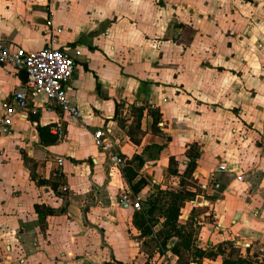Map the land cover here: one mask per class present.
<instances>
[{"label": "crops", "instance_id": "0c3cea01", "mask_svg": "<svg viewBox=\"0 0 264 264\" xmlns=\"http://www.w3.org/2000/svg\"><path fill=\"white\" fill-rule=\"evenodd\" d=\"M50 21L76 62L70 99L81 121L44 144L38 127L59 116L40 97L0 135V264H146L136 209L121 198L124 169L148 181L144 198L180 188L171 158L180 173L195 160L197 196L179 220L194 222L195 246L232 241L264 261V0H0V41L15 48L40 50ZM25 81L0 64V122ZM137 109L139 144L128 134ZM98 129L111 130L123 166L95 144ZM34 163L47 184L31 177ZM151 261L179 264L169 250Z\"/></svg>", "mask_w": 264, "mask_h": 264}, {"label": "trees", "instance_id": "16d2710c", "mask_svg": "<svg viewBox=\"0 0 264 264\" xmlns=\"http://www.w3.org/2000/svg\"><path fill=\"white\" fill-rule=\"evenodd\" d=\"M117 114L118 110L115 117H117ZM142 114V110L137 109L128 130L130 138L136 144L141 142V136L144 134L141 129ZM160 119V115L154 116L151 130L155 133L160 132L158 127ZM118 120L122 127H126V120L122 118ZM38 130L44 144H54L58 141V138L51 134L50 125L39 126ZM154 148L162 150L163 146L156 145ZM134 159H138V165L140 166L145 162L140 155L135 156ZM194 169L195 160L192 159L185 171L180 173L177 162L174 158H171L168 171L172 175L181 177L180 188L174 190L157 186L153 193L141 198L142 208L135 211L133 223L140 231L141 238H143L144 250L148 254V262L146 264H153L151 261L152 257L156 252H162V250H169L177 255L179 264H191V262H197L203 258L214 259L218 255L223 256L222 264H264V261L243 256L241 249L232 241L220 243L217 245L216 250H207L195 246L194 236L197 227L194 226V222H188L186 225L179 222L186 203L197 196L196 191L189 189L190 186H194V183H192ZM30 171L31 177L38 180L39 184L43 185L49 182L45 179H38L36 163L30 165ZM124 176L135 195L140 194L148 185V181L144 177H138V173L131 167L124 169ZM59 183L55 178L52 180L54 188H57ZM162 219L163 221L161 222ZM160 223L161 227L155 229ZM169 245L171 247H168Z\"/></svg>", "mask_w": 264, "mask_h": 264}, {"label": "built area", "instance_id": "2783aa9c", "mask_svg": "<svg viewBox=\"0 0 264 264\" xmlns=\"http://www.w3.org/2000/svg\"><path fill=\"white\" fill-rule=\"evenodd\" d=\"M49 38L38 51H28L22 47H13L0 41V64L9 65L20 72L27 73L22 88L15 92L12 101L4 103V116L0 122V135L10 134L13 117L26 111L30 102L45 97L50 102L49 110L58 112V121L50 125V132L59 140L66 136V125L81 121V109L71 101L70 91L74 80L76 62L74 57L58 46V35L62 28L52 21L48 23ZM95 144L110 152L111 162L116 166L125 164L124 158L114 152L116 139L109 129L94 132ZM220 166V170H224ZM123 201L130 202L136 210L142 208L141 196L135 195L131 188L121 194ZM237 246V243H235ZM191 264H196L193 262Z\"/></svg>", "mask_w": 264, "mask_h": 264}, {"label": "water", "instance_id": "95a60500", "mask_svg": "<svg viewBox=\"0 0 264 264\" xmlns=\"http://www.w3.org/2000/svg\"><path fill=\"white\" fill-rule=\"evenodd\" d=\"M23 77L25 78V80L27 79V73L23 72Z\"/></svg>", "mask_w": 264, "mask_h": 264}, {"label": "rangeland", "instance_id": "374dc122", "mask_svg": "<svg viewBox=\"0 0 264 264\" xmlns=\"http://www.w3.org/2000/svg\"><path fill=\"white\" fill-rule=\"evenodd\" d=\"M192 208V206H190Z\"/></svg>", "mask_w": 264, "mask_h": 264}]
</instances>
